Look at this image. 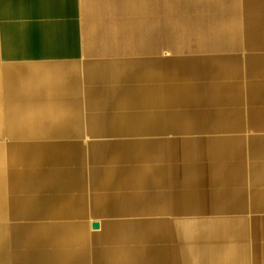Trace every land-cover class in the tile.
Listing matches in <instances>:
<instances>
[{"label": "crops", "instance_id": "crops-1", "mask_svg": "<svg viewBox=\"0 0 264 264\" xmlns=\"http://www.w3.org/2000/svg\"><path fill=\"white\" fill-rule=\"evenodd\" d=\"M0 264H264V0H0Z\"/></svg>", "mask_w": 264, "mask_h": 264}, {"label": "water", "instance_id": "water-1", "mask_svg": "<svg viewBox=\"0 0 264 264\" xmlns=\"http://www.w3.org/2000/svg\"><path fill=\"white\" fill-rule=\"evenodd\" d=\"M95 227H97L98 225L97 224H94Z\"/></svg>", "mask_w": 264, "mask_h": 264}]
</instances>
